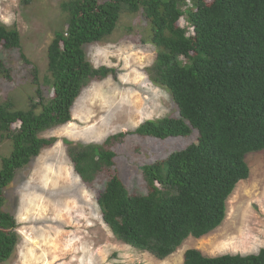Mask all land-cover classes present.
<instances>
[{
    "label": "trees",
    "instance_id": "1",
    "mask_svg": "<svg viewBox=\"0 0 264 264\" xmlns=\"http://www.w3.org/2000/svg\"><path fill=\"white\" fill-rule=\"evenodd\" d=\"M19 1L27 7L33 0ZM59 9L65 25L52 33L46 73L29 69L32 92L22 108L10 99L0 102V141L9 143L0 159V263L20 239L5 189L19 169L54 145L56 138L42 134L71 120L82 90L113 72L94 67L85 47L119 39L123 14L144 21L139 39L155 51L148 78L170 93L179 116L145 120L101 143L63 142L74 174L97 194L112 234L165 259L188 237L220 226L228 198L249 176L246 155L264 149V0H62ZM119 31L132 32L122 25ZM21 40L15 26L0 21V81L14 79L12 57L30 63ZM193 129L198 134L191 144L141 167L144 193L122 183L112 140L127 134L175 138ZM183 264H264V247L216 256L188 249Z\"/></svg>",
    "mask_w": 264,
    "mask_h": 264
},
{
    "label": "rangeland",
    "instance_id": "2",
    "mask_svg": "<svg viewBox=\"0 0 264 264\" xmlns=\"http://www.w3.org/2000/svg\"><path fill=\"white\" fill-rule=\"evenodd\" d=\"M61 1L33 0L22 7L19 0H0V21L18 29L30 61L26 66L17 63L16 56L11 58L14 79L0 81V102L10 99L22 108L32 92L29 69L34 65L41 77L46 73L47 46L53 31L65 25ZM120 21L115 31L119 39L85 47L94 67L113 72L82 90L72 107L71 120L42 134L56 138L54 145L19 169L5 189L7 209L16 219L20 239L12 257L0 264H183L188 249L216 256L257 253L264 247V149L246 155L249 176L228 198L220 226L200 238L188 237L165 259L122 243L103 222L97 194L74 174L63 139L101 143L113 134L133 131L145 120L179 116L170 93L148 78L155 51L139 39L144 21L140 22L138 14H123ZM121 25L132 32L119 31ZM197 134L193 129L189 135L175 138L127 134L112 140L122 183L129 191L144 193L147 184L141 167L185 148ZM8 148L9 143L0 141V159Z\"/></svg>",
    "mask_w": 264,
    "mask_h": 264
}]
</instances>
